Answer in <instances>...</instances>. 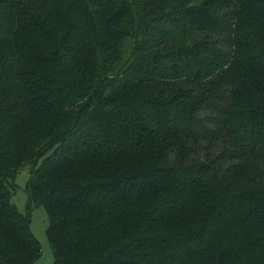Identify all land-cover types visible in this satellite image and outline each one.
Returning <instances> with one entry per match:
<instances>
[{
    "label": "trees",
    "instance_id": "obj_1",
    "mask_svg": "<svg viewBox=\"0 0 264 264\" xmlns=\"http://www.w3.org/2000/svg\"><path fill=\"white\" fill-rule=\"evenodd\" d=\"M25 165L49 264H264V0H0V264Z\"/></svg>",
    "mask_w": 264,
    "mask_h": 264
},
{
    "label": "rangeland",
    "instance_id": "obj_2",
    "mask_svg": "<svg viewBox=\"0 0 264 264\" xmlns=\"http://www.w3.org/2000/svg\"><path fill=\"white\" fill-rule=\"evenodd\" d=\"M127 39L124 41L126 45ZM28 166H23L12 179L14 193L11 196L12 202L16 205L19 211L29 213L30 229L39 241L41 246V255L34 264H49L53 260L52 249L46 235V227L48 224L47 214L42 205L29 204V192L27 190L28 182ZM28 206V208H27Z\"/></svg>",
    "mask_w": 264,
    "mask_h": 264
}]
</instances>
